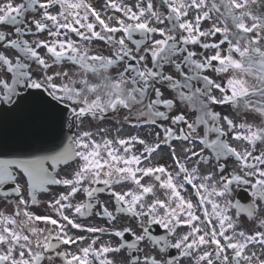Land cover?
<instances>
[{"label": "snow or ice", "instance_id": "obj_1", "mask_svg": "<svg viewBox=\"0 0 264 264\" xmlns=\"http://www.w3.org/2000/svg\"><path fill=\"white\" fill-rule=\"evenodd\" d=\"M0 102V264H264V0H0Z\"/></svg>", "mask_w": 264, "mask_h": 264}, {"label": "flooded vegetation", "instance_id": "obj_2", "mask_svg": "<svg viewBox=\"0 0 264 264\" xmlns=\"http://www.w3.org/2000/svg\"><path fill=\"white\" fill-rule=\"evenodd\" d=\"M17 2H20V0H17ZM91 2L93 3L94 6H96L97 8H100L101 5L106 2V0H91ZM125 3H134V0H125ZM154 3H156L157 6H159V0H154ZM56 10L57 9H55V8L52 9V11H54V12ZM108 14L111 15L112 12L109 11ZM117 15H119V13H117ZM43 35L46 36V33L43 34ZM73 38L76 39V37H74V36H73ZM95 47H96L97 50L105 51V54H107V51L105 49L101 48L99 44H96ZM197 51H200V49H197ZM209 74L212 75L213 78H216L215 74H213V73H209ZM221 107L222 106H216V110H220ZM255 122L258 123L259 121L257 120ZM102 126L112 128V131L109 133L110 137L117 135L115 127H113V124L105 123ZM72 129H73L74 133L77 131V129H75V128H72ZM83 130H93V131H95V127L89 128V127L86 126ZM146 131H150V129L137 130V129L131 128L128 125H124L123 130L119 133V135L120 136L140 135L142 138H146L145 137V132ZM233 143L238 148L241 147V145L239 143H236V142H233ZM134 151H138V152L139 151H143V147L141 145L137 144V145H135ZM149 163H151L153 165L163 164L166 167H168L169 170H172V171L176 170V166H175V164L173 162V158L168 154V150H167L166 147L162 151H160L159 155H155L154 158H152L149 161ZM63 174L64 173H61V175H63ZM147 180H148V178L146 177L145 181H147ZM133 187H134V185H132L130 183H126L125 186H124L125 190H127L128 188H133ZM185 187L187 189V192L185 193V195L191 197L193 199V201L195 202V200L197 198L193 195L194 190L189 185H186ZM65 190L66 189L63 186H56L53 189V191L57 192V193L60 192V191H65ZM117 190H119V186H117ZM161 194H162L161 191L157 192V195H161ZM50 198H51L50 196L43 195V194L40 196V199L43 200V201H46V200H48ZM85 198L86 197L83 194H78L77 197L74 199V202H79V201H81V200H83ZM233 198H234V201L235 200H239L240 202H244V203L250 201V199H251L250 198V192L244 187L237 188L235 190V192L233 193ZM101 199L102 200H107V199H109V197H108L107 194H103L101 196ZM149 199H150V197H149ZM109 206H110V210H112L111 202H110ZM12 210H13L12 206L5 204L3 202V200H2V198H0V211L11 212ZM31 210L38 212V214H53L54 215V213L51 212V209H49L46 204H42L39 207H34ZM234 211L235 210L233 209V212ZM78 222L86 224V225L108 226V222H107L106 218H101V217H98V216H95V215H93L92 217L78 218ZM124 223L130 224V226L133 227L134 230H138L139 229L138 224H136L135 221H131L130 218L128 220H125ZM41 226H43V225H41ZM119 226L120 225H117V227H119ZM254 227H258V225L254 226L251 222H249V223L244 225V228H245L246 231H251V230L254 229ZM73 231L77 235L89 236V234L86 233V232H81L79 230H73ZM150 231L152 232L153 235H159V236L166 235V230L163 227L159 226V225H152L151 228H150ZM126 237L134 239V237H131V233H127ZM109 240H111L113 244H116L118 238L113 237V236L108 235V234L102 235L97 246H99V243L107 242ZM141 246L143 247V245H141ZM250 248H251L252 251H255L257 253V255H261V249H260L259 246H256L255 248H252L250 246ZM70 250L75 251L76 250V246H72ZM171 252L173 254H175V250H171ZM153 254H155V253H153ZM141 255H143V253ZM114 258L117 260L118 264H120V261L122 260L123 257H122L121 254H116ZM262 258H264V257H262ZM58 264H59V262H58Z\"/></svg>", "mask_w": 264, "mask_h": 264}, {"label": "water", "instance_id": "obj_3", "mask_svg": "<svg viewBox=\"0 0 264 264\" xmlns=\"http://www.w3.org/2000/svg\"><path fill=\"white\" fill-rule=\"evenodd\" d=\"M4 107H6V106H4V105H0V108H4ZM37 146H39V145H37Z\"/></svg>", "mask_w": 264, "mask_h": 264}]
</instances>
